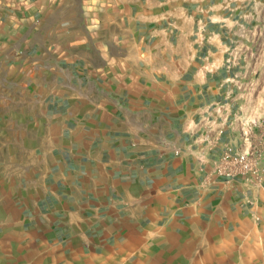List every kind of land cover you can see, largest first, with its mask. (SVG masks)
<instances>
[{
    "label": "crops",
    "instance_id": "crops-1",
    "mask_svg": "<svg viewBox=\"0 0 264 264\" xmlns=\"http://www.w3.org/2000/svg\"><path fill=\"white\" fill-rule=\"evenodd\" d=\"M257 3L0 0L4 262L126 264L161 232L264 225V188L204 185L196 143Z\"/></svg>",
    "mask_w": 264,
    "mask_h": 264
},
{
    "label": "rangeland",
    "instance_id": "rangeland-1",
    "mask_svg": "<svg viewBox=\"0 0 264 264\" xmlns=\"http://www.w3.org/2000/svg\"><path fill=\"white\" fill-rule=\"evenodd\" d=\"M253 11L254 16L248 17L247 30L237 35L230 50L238 74L230 83L235 87L232 94L235 108L242 107L248 114L254 111L264 113V0H258ZM263 228L264 225L255 221L242 222V228H231L235 230L236 238L231 233V237L224 236L221 240L182 236L181 232L179 235L161 232L151 238L148 252L134 254L133 262L126 264H255L264 256L261 253L264 246ZM0 256V264L42 262L41 258L37 259L27 252L25 247L20 253L8 249L5 262L2 254Z\"/></svg>",
    "mask_w": 264,
    "mask_h": 264
},
{
    "label": "built area",
    "instance_id": "built-area-1",
    "mask_svg": "<svg viewBox=\"0 0 264 264\" xmlns=\"http://www.w3.org/2000/svg\"><path fill=\"white\" fill-rule=\"evenodd\" d=\"M235 105L231 95L216 102L201 118L196 143L200 148L197 160L204 174L203 183L240 182L247 188L261 189L264 188V113L248 114Z\"/></svg>",
    "mask_w": 264,
    "mask_h": 264
}]
</instances>
